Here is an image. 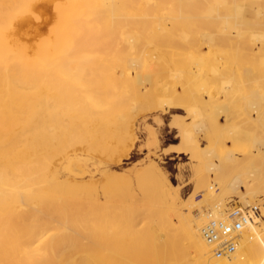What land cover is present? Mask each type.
<instances>
[{
  "label": "bare ground",
  "instance_id": "6f19581e",
  "mask_svg": "<svg viewBox=\"0 0 264 264\" xmlns=\"http://www.w3.org/2000/svg\"><path fill=\"white\" fill-rule=\"evenodd\" d=\"M125 1L0 0V69L4 70L0 76V126H6L5 132L0 130V144L8 143L13 153L5 148L6 152L15 156L11 175L0 176V186L10 184L9 191L0 190V264H90L92 258L85 259L93 250L76 238L77 232L86 235L89 230L92 234L107 232L97 234L104 244L115 242L119 247L122 243L126 263L116 259L113 264H127L126 256L133 264L141 259L146 264H187L186 258L196 259L199 264H250L257 251L255 245L264 252V204H260L264 195L260 181L264 176V0H242L249 5H238L237 0L231 4L228 0H128V6L123 4ZM161 1H165L162 14L158 9ZM202 3L205 6L198 9ZM174 10L177 14L173 15ZM50 11L51 15L44 18V13ZM22 22L45 27L22 37ZM181 29L189 35L179 44L176 32ZM91 33L95 39L88 46L86 38ZM144 33L149 37L143 38L140 34ZM175 57H180L179 65L184 70L170 65L164 71L174 73L170 76L179 80L170 85L163 83L153 91L163 96L159 105L166 112L177 106L173 99H189H185L188 106L184 108L192 114L193 123L191 129L181 133L182 139L189 156L201 153L206 158V176L214 182L210 187L218 203L211 211L206 209L208 213L200 210L183 219L180 229L170 237L160 235L154 240L148 232L137 236L131 233V237L130 226L128 234L123 231L122 236L115 230L116 220L109 226L115 227L113 233L110 228L105 231L101 222L95 223L92 231L86 219L90 211L84 208L77 220L73 203L77 192L91 194L89 184L84 188L77 185V179L86 176V168L82 171L76 156L67 159L66 154L49 155L48 143L57 146L73 137L75 121L67 107L73 109L82 94L114 93L123 97L146 91L152 80L145 73L147 67L155 63L158 69ZM46 59L54 60V65H36ZM83 69L90 70L95 78H66ZM237 87V93L242 94L235 93ZM198 100L203 105L196 104ZM98 102L101 106L103 100ZM229 105H238L241 113L233 118L222 116ZM205 112L222 116L218 130L213 131H218L219 139L210 131ZM198 134L210 143L207 148L201 147ZM172 152L168 147L162 154L169 156ZM65 157L75 179L56 177ZM155 168L157 173L148 170L142 175L149 183L160 177L161 169ZM241 188L248 190V196L241 195ZM231 203H241L238 208L249 211L253 220L242 229L236 253L229 259H219L202 231L212 219L227 218ZM24 233L26 242L20 240ZM68 253L75 257L73 261L66 260ZM260 263L264 264V259Z\"/></svg>",
  "mask_w": 264,
  "mask_h": 264
},
{
  "label": "rangeland",
  "instance_id": "374dc122",
  "mask_svg": "<svg viewBox=\"0 0 264 264\" xmlns=\"http://www.w3.org/2000/svg\"><path fill=\"white\" fill-rule=\"evenodd\" d=\"M232 1L233 0H228L229 4H231ZM123 4L128 6L130 3L126 0ZM204 4H199L201 6H199L198 9H203L202 5ZM236 4L249 5L248 2H243L242 0H237ZM164 6L165 1H161V4L158 5L160 14H162V7ZM254 8L258 7L255 6ZM174 11H172V14H177V11ZM44 14V18H47L51 15V11L45 12ZM31 21L33 22V20ZM22 23L20 24V35L22 37L31 36L40 28L43 29L45 27L41 23L36 25L32 23L27 24V22ZM207 26H209V24H207ZM203 27H205V25L202 26V28ZM202 28H199V30ZM91 35L92 37L90 39ZM91 35L89 38H86L88 46L89 41L95 39V35H93V33H91ZM140 35H142L143 38L149 37V34L147 33ZM187 35L189 34L184 29L178 30L176 32L177 42L182 44L183 38ZM24 41H27V39H24ZM103 51H105V49H103ZM154 61L155 60H153V62ZM180 61V57H175L171 61L173 63H164V65L162 64L163 67L160 65L158 69H156L157 65H155V63H152V65L150 64V67H147L145 73H147L152 80L149 83V89L146 91L128 94L123 97H118L114 93L105 95L101 93L82 94L78 98V101H76L73 109H71L70 106L67 107L69 111L71 110L69 112V116H73L75 121L73 125V137L67 141L61 142L60 145L57 146H54L50 142L48 143L47 152L49 155L59 157V155L62 156L66 154V157L68 156L67 159L69 157L76 156L78 164L82 167V171L86 168V176H83L84 178L82 179H77V185L84 188L86 183L89 184L88 189L91 191V194L89 196H85L80 194V192H77L76 197L79 198L77 199L75 197L73 203L75 215L77 214V220L81 219L80 214L84 211V208H86V211H90V214L88 212L89 216L86 219H88L87 224L90 226L89 228L92 231L95 230V223L98 224L99 222L104 224L103 227H105V231H107V228H110L109 226L116 220L118 222V225L115 226L117 229L115 227L114 228L118 231L117 233L122 234V232L125 231L123 234H128L126 230L129 229L127 226H130L131 228L128 230L130 231V235L128 234V236L131 237L132 234L137 236L138 234L142 235L143 232L144 235H147L145 234L147 232L148 234L151 233V237L154 235V240L160 235V237H170L172 234H176L175 229H180V222L183 219L195 215L200 210L208 213L211 211L210 208L218 203L216 195L215 193H212L210 187V184H214V182L209 181V178L206 176V163H204L206 162V158L201 153L194 158L189 156L186 152L187 144L184 143L185 141L183 142L184 139H182L181 133L184 129H191L193 123L192 114L189 113L188 108L187 110L184 108L188 106L187 102L189 99L185 96L182 97V100H176L173 99L172 95H168V98H172L175 104L178 103V107L174 105L176 107L170 108L166 112L163 111L159 105L160 99H162L163 96H161L159 92H157L158 94H155L154 92V89L159 88L163 83H169L170 85L173 81L179 80L178 78L173 80L170 75H173L174 73L168 74L164 70L171 68V66H173L172 69L179 68L178 65ZM1 63L2 62H0V65H3ZM36 65L51 67L54 65V60L46 59L43 63H37ZM179 66L181 67V65ZM206 66L207 65L204 67ZM206 68H208V66ZM179 69L184 70V67ZM2 71L0 69V73L2 72L0 76L4 74L3 69ZM134 74L135 72H132V76H135ZM35 77L40 79V77ZM74 77H76L75 79L85 78L86 80H89L95 78V74L88 69H83L80 71V74H71V76H67L66 78L70 79ZM236 89L235 93H237L238 87ZM242 93L243 92L239 91L237 95ZM96 100L101 102L103 100L102 105L99 106L101 104L100 102L95 103ZM206 100L207 98L202 101ZM104 101H106L107 104H103ZM199 101L200 100L195 103L201 105L203 102ZM228 103L229 102H226L227 105ZM189 104L191 105L193 103L190 102ZM234 105H229L230 107L229 110H227L228 112H224L222 116L225 115L229 118H233L237 112L239 115L241 113V108L238 105ZM84 115L88 118H85ZM205 115L207 121L211 124L212 129L210 131L213 132L215 128L218 130V124H220L219 119L222 118V116L219 117L217 114H212L211 112H205ZM232 115L233 117H231ZM4 129H6V126ZM4 129H1L0 126V130L2 132H5ZM216 132L218 131L213 132V134ZM219 132H222V130L219 129ZM216 135L218 136V133L215 134V138L219 139V137H221L220 135L218 137ZM196 138L200 145H202V148H207V146H209L208 144L210 143H207V141L204 140L203 134H198ZM3 140L4 139L1 141ZM226 142V145L230 147L229 142ZM5 143L6 142H2L0 146ZM5 145H3V148L0 147V151L2 152V150H5L6 148L7 150L9 149L10 152H6V150L3 152L4 154H1L0 152V155H2V158L0 156V176L5 173H8L7 175L10 176L14 168L13 163L15 156L11 157L12 155L10 154L13 152H11L10 146L8 143ZM167 147L172 148L173 153L169 156H164L162 151ZM66 151H68L69 154H67L68 152ZM7 155H9V158ZM10 157L11 160H9ZM66 157L64 159L65 161L63 160L57 169L56 177L59 179L61 178L60 180H67L66 178L72 177V172L70 173L66 166ZM3 158H6V160H2ZM212 158L214 159V157ZM216 159L217 158L215 157V161H212L217 163ZM86 165L89 167H86ZM155 167L161 169L162 175L160 174V177H157L159 180L156 179V182L153 181L152 183H149L150 181L144 179L142 175L143 173L146 174L148 170H150V172L152 170L155 173ZM205 176L208 179L204 178ZM142 178L143 180H141ZM113 181H115V183ZM260 181L264 185V176L260 178ZM78 182H80V184L83 182L82 186ZM5 186H0V190L9 191L10 184L7 183ZM159 188L162 190H159ZM240 190L241 195L248 196V190L246 188H241ZM260 198L263 201H261L260 204L263 205L264 195ZM79 199H81V201ZM231 204L233 205V203ZM240 205L241 203H236L233 206H229L230 210L226 212L225 216L227 217L230 211L240 207ZM262 207L264 208V205ZM79 209L81 211H79ZM77 216H79L80 219H78ZM105 221H107V224L104 223ZM111 221L112 223L110 224ZM119 227L121 228L119 229ZM114 228H110L109 231L113 233L114 230L112 231V229ZM132 230H135V234ZM77 233L78 236H76V238L79 242L85 244V247H91L90 249L93 250L91 251L90 257L85 259L89 260V258H92V260L90 259V264H92V261H94L93 264H103L101 260H103L104 264H113V261L116 259L122 260L126 263V251L122 250L123 246L122 248L120 247L122 245L121 242V245L119 246L121 248L120 250L119 247H117L119 243L118 245H116L115 242L104 244L98 240V235L108 234L107 232L92 234L89 230L86 235L82 232ZM123 234L122 236H124ZM168 234L169 236H167ZM24 235L22 234L20 239L22 242H26L27 235L25 233ZM93 235H95V237ZM86 237L90 240L88 241ZM91 237H93L95 241H92ZM91 242H93L94 245H91ZM96 244H99V247ZM94 246L96 247L94 248ZM255 247L253 248L257 251H254L255 256L251 258L252 260H250V264H261L260 262L264 259V252L259 250L260 246L255 245ZM146 249L142 254L143 258H145V254H148L147 252L150 251L151 247ZM78 253L81 255V252ZM81 256L83 257L84 255ZM74 258L75 257L72 253H68L66 260L68 259L70 262V260L73 261ZM79 258L80 257H78V259ZM81 259L82 258H80V260ZM126 259L127 264H133L129 261L130 259L127 256ZM186 259L187 260H185V262L187 264H194L195 262H198L196 259ZM138 264L146 263H144V259H141Z\"/></svg>",
  "mask_w": 264,
  "mask_h": 264
},
{
  "label": "built area",
  "instance_id": "2783aa9c",
  "mask_svg": "<svg viewBox=\"0 0 264 264\" xmlns=\"http://www.w3.org/2000/svg\"><path fill=\"white\" fill-rule=\"evenodd\" d=\"M253 220L249 211L236 208L225 219H212L202 231L206 243L214 250L215 257L229 259L237 251L240 233ZM194 264H199L195 262Z\"/></svg>",
  "mask_w": 264,
  "mask_h": 264
},
{
  "label": "crops",
  "instance_id": "0c3cea01",
  "mask_svg": "<svg viewBox=\"0 0 264 264\" xmlns=\"http://www.w3.org/2000/svg\"><path fill=\"white\" fill-rule=\"evenodd\" d=\"M167 148H168V147H167ZM163 150H164V149H163ZM172 153H173V152H172ZM172 153H171V154H172Z\"/></svg>",
  "mask_w": 264,
  "mask_h": 264
}]
</instances>
